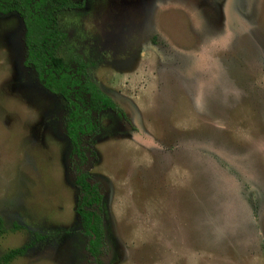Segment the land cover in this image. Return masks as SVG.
<instances>
[{
  "label": "rangeland",
  "instance_id": "obj_1",
  "mask_svg": "<svg viewBox=\"0 0 264 264\" xmlns=\"http://www.w3.org/2000/svg\"><path fill=\"white\" fill-rule=\"evenodd\" d=\"M60 28L123 111L80 138L103 264H264V0H72ZM0 14V256L93 264L62 97ZM38 236V238H37Z\"/></svg>",
  "mask_w": 264,
  "mask_h": 264
},
{
  "label": "trees",
  "instance_id": "obj_2",
  "mask_svg": "<svg viewBox=\"0 0 264 264\" xmlns=\"http://www.w3.org/2000/svg\"><path fill=\"white\" fill-rule=\"evenodd\" d=\"M72 0H0V14H16L22 23L23 64L34 70L40 86L47 92L62 97L64 136L70 144V158L79 160L74 184L77 188L75 212L80 217L82 233L88 236L86 249L93 264H103L102 247L103 196L88 174L81 169L85 153L80 138L98 130V116L112 110L118 117L123 111L115 100L104 92L90 77L86 59L68 41L60 28L58 14L81 7ZM4 231L0 217V232ZM38 238V236H37ZM25 248L10 249L0 256V264H8Z\"/></svg>",
  "mask_w": 264,
  "mask_h": 264
}]
</instances>
